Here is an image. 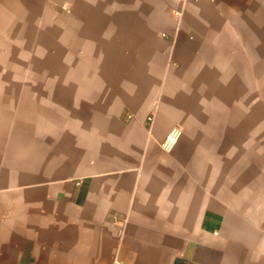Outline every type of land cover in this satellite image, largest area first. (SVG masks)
<instances>
[{
    "label": "crops",
    "instance_id": "obj_1",
    "mask_svg": "<svg viewBox=\"0 0 264 264\" xmlns=\"http://www.w3.org/2000/svg\"><path fill=\"white\" fill-rule=\"evenodd\" d=\"M42 2L0 0V39L21 37L7 34L26 22L15 8ZM64 4L27 23L72 76L16 94L0 79V264H264V187L217 170L218 145L246 148L244 128L220 132L194 106L208 65L245 100L264 0Z\"/></svg>",
    "mask_w": 264,
    "mask_h": 264
},
{
    "label": "rangeland",
    "instance_id": "obj_2",
    "mask_svg": "<svg viewBox=\"0 0 264 264\" xmlns=\"http://www.w3.org/2000/svg\"><path fill=\"white\" fill-rule=\"evenodd\" d=\"M95 8L97 7L95 6ZM15 9L18 10L17 19L20 17L19 19L26 22L25 24L18 22V26H22L19 29L10 30L8 28L7 34L20 35L21 37H8V40L7 38L0 39V50H7V52H0V79L9 81V85L5 86L8 89L7 93H29L28 89L38 88V86L24 85L26 82L23 84L22 79L45 80L72 76L74 71L68 65H64L65 54L49 52L52 44L48 29L38 32L27 23L31 16L32 18H42L50 13H56L57 16L64 15L68 9L64 0H47L46 5L42 2L39 5L25 7L26 11L19 7ZM28 9H35V11L31 14L28 13ZM98 10L102 12V8L98 7ZM94 11L96 12V9ZM10 16L13 15L8 14L6 18ZM61 19L63 20V18ZM43 23V21L40 22L44 25ZM17 24L15 25L17 26ZM23 25L25 28L21 29L24 27ZM208 66V70L205 71L208 75L207 78H201V81H197L194 86V94L199 98V101L196 99L194 101L195 109L200 108L202 113H206L203 115L207 116L201 118V123H215L217 127H220L218 130H221L220 132H223L224 127L228 124L240 125L245 131L243 142L246 137L245 142L248 143L244 149H238L237 146L239 147L240 144H234L232 150H226L218 145L216 151L218 173L224 175L231 163L234 181L241 175H243L244 181H248L247 184H241V188L238 187L240 190L250 191L257 188V185L262 188L264 187V65H249L246 73L248 91L246 96L243 95L245 99L243 103L235 99V81L232 93L230 88L228 90L224 65ZM79 73L80 71H77L76 75L78 76ZM237 87L238 99H240L241 87L240 85ZM223 136L219 133L218 140L224 139ZM230 156L232 157L230 158Z\"/></svg>",
    "mask_w": 264,
    "mask_h": 264
},
{
    "label": "built area",
    "instance_id": "obj_3",
    "mask_svg": "<svg viewBox=\"0 0 264 264\" xmlns=\"http://www.w3.org/2000/svg\"><path fill=\"white\" fill-rule=\"evenodd\" d=\"M177 1H179V2H185L186 0H177ZM176 14H178V12H175ZM162 36L163 37H166L167 35H166V33H162ZM174 134H175V132H174ZM176 137H177V134H176ZM175 137V138H176ZM174 143H175V141H171V139H169V137L167 138V140L164 142V144H163V146H164V149H166V150H171L172 149V147H173V145H174Z\"/></svg>",
    "mask_w": 264,
    "mask_h": 264
},
{
    "label": "bare ground",
    "instance_id": "obj_4",
    "mask_svg": "<svg viewBox=\"0 0 264 264\" xmlns=\"http://www.w3.org/2000/svg\"><path fill=\"white\" fill-rule=\"evenodd\" d=\"M176 134H174V132L172 131V133H170L169 135V139H171V141H175L176 142Z\"/></svg>",
    "mask_w": 264,
    "mask_h": 264
}]
</instances>
